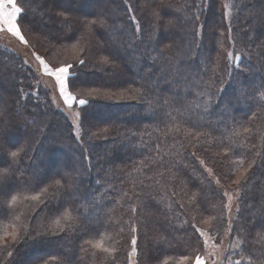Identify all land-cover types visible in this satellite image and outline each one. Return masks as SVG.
<instances>
[{
    "label": "trees",
    "instance_id": "16d2710c",
    "mask_svg": "<svg viewBox=\"0 0 264 264\" xmlns=\"http://www.w3.org/2000/svg\"><path fill=\"white\" fill-rule=\"evenodd\" d=\"M17 2L28 45L50 66L86 61L69 90L91 104L77 137L50 91L35 94L33 64L0 45V152L21 151L27 182L0 215V264H129L132 226L137 264H191L182 258L213 243L226 249L219 264H264V0ZM244 169L229 213L216 181L234 196ZM57 218L64 231L52 235ZM211 218L205 248L190 223L208 231Z\"/></svg>",
    "mask_w": 264,
    "mask_h": 264
},
{
    "label": "snow or ice",
    "instance_id": "6c2138e0",
    "mask_svg": "<svg viewBox=\"0 0 264 264\" xmlns=\"http://www.w3.org/2000/svg\"><path fill=\"white\" fill-rule=\"evenodd\" d=\"M163 7V6H162ZM162 10V9H161ZM26 9L21 7L17 0H0V27L6 28V31L11 33L13 36L17 37L24 45H28L29 41L25 38V35L22 31V23H23V15L25 13ZM61 17L65 16L64 12H60L58 14ZM102 15V14H101ZM133 20H135V16L132 17ZM198 19V17H196ZM98 21H84V25L86 27H92L96 26ZM100 27H103L102 20L99 23ZM136 31L140 32L141 28L139 23L136 25ZM231 31V30H230ZM149 40H154V36L149 34ZM228 59L232 60L235 59L236 61L240 60V56L236 55L233 57L232 52H228ZM32 56L35 58V61L38 63V67L42 69L43 73L46 74L49 77H53L55 84L58 86L59 95L63 100V103L68 107V109H72L73 105H79L82 106L79 111L75 112V119L78 122L77 126L79 124H82L84 122V119H86V112L88 111V107L90 106L91 102L89 99L86 98H78L76 95L73 94L72 91H70V88H75L77 86V81L79 79L78 73H79V66H83L86 61L83 59H78L75 63H64L59 66H50L49 63L45 60L44 56L40 55L37 52H32ZM102 62L108 63V58L104 57L102 58ZM239 67V64L236 65ZM231 75V73H229ZM261 87L264 88V83L261 84ZM200 95H204V93H200ZM262 98H264V93L260 94ZM207 105L211 106L212 104V96H208V100L206 102ZM208 110L207 108L205 109ZM245 132L250 131L249 129L245 128ZM199 135V133H197ZM10 155L11 160L5 161L4 163L7 165L5 167L0 168V215L6 214L8 211V208H6V205H15V203L18 200V197L16 195H13V192L21 186L22 183H27L26 181H23V173L19 170V164L21 161V151H10V152H0V155ZM201 164H204V161H200ZM255 163V161H253ZM249 168H251V164L249 165ZM209 174L212 173V169L208 168L206 169ZM18 172L20 174L18 175ZM247 172L248 169H244L243 172H241V175L237 177V179L234 181L238 187L236 189V194L239 197L240 195V188L239 186L242 183V180L247 179ZM32 181H33V187L36 186V184L39 182V178L37 177L36 173L34 172L32 174ZM60 181L57 180L56 184H59ZM218 191H220V195L222 198H227L228 203L225 204L223 207L227 208L229 213H231L232 209V202H233V195L230 194L227 190H223V185L220 184V181H216ZM65 191H68L67 188H65ZM43 192H47V189H43ZM71 194V193H70ZM10 198V199H9ZM32 200L37 201L39 204L43 205L45 208H47V205L51 203V200L45 201L41 199L40 194H37L33 197H31ZM193 199L195 200L196 197L194 196ZM198 203L201 205V211H207V202L203 198H201ZM133 212L136 211L135 208L132 209ZM237 211H239V204H237ZM55 215V213H53ZM62 219L65 220H71L73 217H71L70 214H64ZM216 218L211 219H205L203 220V224L210 225V228L208 231H205L203 227H197L196 224L190 223V227L194 230L195 233L198 234V240L202 239L203 246L206 248L209 246V241L213 240V237L210 235L211 230L215 227V225L212 224V220ZM222 220L223 217H220ZM53 229L50 230V234L57 235L58 232L64 231V227L61 224V218H57L53 221ZM131 235V253L129 254V264H131V254L137 252V241H138V229L135 226H132L130 229ZM227 232H232V221L229 219L228 222V228ZM40 235L39 233L37 234ZM22 239V237H19L17 233H12V243H18L19 240ZM86 243H91V241H87ZM96 248H102L103 245L101 243L95 244ZM211 247L214 249L213 253H209V255H219V245L213 243ZM234 247H240V243L234 244ZM105 252L109 253H115L116 249H109L104 248ZM9 256H12L13 253L9 252ZM184 261H188L191 259V264H206V259L198 252L194 250V256L192 258L188 256H184L182 258ZM251 257H249V260ZM212 264H217L216 260L212 261ZM229 264H240L239 261H231L229 258Z\"/></svg>",
    "mask_w": 264,
    "mask_h": 264
},
{
    "label": "rangeland",
    "instance_id": "374dc122",
    "mask_svg": "<svg viewBox=\"0 0 264 264\" xmlns=\"http://www.w3.org/2000/svg\"><path fill=\"white\" fill-rule=\"evenodd\" d=\"M226 12H227L228 17H230L232 15L233 7L231 4H230V6L229 5L227 6ZM1 40H0V45L5 46V48L11 52L14 51L13 49H11L12 46L10 44L5 43ZM26 46H27L28 50H31V52H34L31 49L30 45H26ZM26 60L29 64L30 63L33 64L32 66L34 67L35 71L39 75V81L35 85V94L38 93V91L41 90V88L48 89L50 91V97H51V102H52L53 106L57 109H60L61 111L65 112L68 115V117H69V119H70V121L74 127L75 134L77 135V137H80V134L82 133L81 127H80V125L77 126L78 122L75 119V112L79 111V109L76 106H79V105L74 104L72 109H68V107L63 103V100L59 95L58 86L55 84L54 78L49 77L43 73L42 69L38 67V63L35 61V58H33V59L31 58L30 62H29L28 58ZM233 197H234L233 200L235 201L238 196H237V194H235ZM234 206L235 205H232V209H231L232 213H233V211H235ZM233 216L234 215H232V216L230 215V218H233ZM209 251L211 252V249L207 251L206 255H203V257L206 259V264H212L213 260H216L217 264H219L222 261V258H224V256L226 255L225 254L226 253L225 246L223 248L219 249V255H216V256H214V255L210 256ZM131 264H137V252L131 254Z\"/></svg>",
    "mask_w": 264,
    "mask_h": 264
},
{
    "label": "crops",
    "instance_id": "0c3cea01",
    "mask_svg": "<svg viewBox=\"0 0 264 264\" xmlns=\"http://www.w3.org/2000/svg\"><path fill=\"white\" fill-rule=\"evenodd\" d=\"M0 40L10 44L12 46L11 49H13L20 56L24 57V59L28 58V60L31 61V58H34L31 50H28L27 46L24 45L17 37L7 32L6 28L0 27Z\"/></svg>",
    "mask_w": 264,
    "mask_h": 264
}]
</instances>
